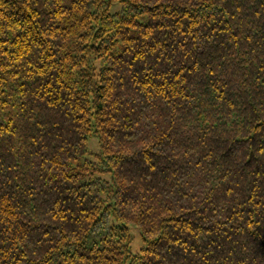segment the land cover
Segmentation results:
<instances>
[{
    "label": "trees",
    "instance_id": "1",
    "mask_svg": "<svg viewBox=\"0 0 264 264\" xmlns=\"http://www.w3.org/2000/svg\"><path fill=\"white\" fill-rule=\"evenodd\" d=\"M0 264H264V0H0Z\"/></svg>",
    "mask_w": 264,
    "mask_h": 264
},
{
    "label": "rangeland",
    "instance_id": "2",
    "mask_svg": "<svg viewBox=\"0 0 264 264\" xmlns=\"http://www.w3.org/2000/svg\"><path fill=\"white\" fill-rule=\"evenodd\" d=\"M87 147L90 153L92 154L97 153L99 151L98 140L94 137L90 138L88 140ZM130 234L132 237L131 244H130V250L132 253H136L143 247V242L141 240L139 231L136 227L134 226L130 227Z\"/></svg>",
    "mask_w": 264,
    "mask_h": 264
}]
</instances>
